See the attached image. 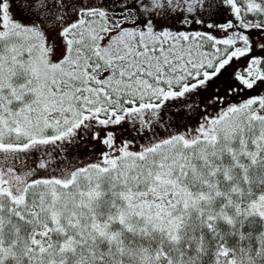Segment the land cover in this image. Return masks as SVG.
<instances>
[{
	"label": "snow or ice",
	"instance_id": "1",
	"mask_svg": "<svg viewBox=\"0 0 264 264\" xmlns=\"http://www.w3.org/2000/svg\"><path fill=\"white\" fill-rule=\"evenodd\" d=\"M0 264H264V0H0Z\"/></svg>",
	"mask_w": 264,
	"mask_h": 264
}]
</instances>
